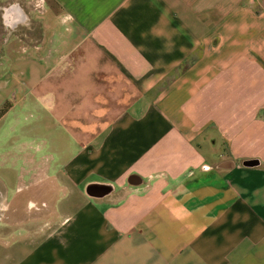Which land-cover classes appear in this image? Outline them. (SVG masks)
<instances>
[{
    "label": "crops",
    "instance_id": "0c3cea01",
    "mask_svg": "<svg viewBox=\"0 0 264 264\" xmlns=\"http://www.w3.org/2000/svg\"><path fill=\"white\" fill-rule=\"evenodd\" d=\"M37 3L0 25V264H264V0Z\"/></svg>",
    "mask_w": 264,
    "mask_h": 264
},
{
    "label": "clouds",
    "instance_id": "9594fccd",
    "mask_svg": "<svg viewBox=\"0 0 264 264\" xmlns=\"http://www.w3.org/2000/svg\"><path fill=\"white\" fill-rule=\"evenodd\" d=\"M44 0H38L36 7H41ZM0 25L11 34L19 26L30 27V21L23 9L20 8L19 0H13L7 6L0 7Z\"/></svg>",
    "mask_w": 264,
    "mask_h": 264
},
{
    "label": "water",
    "instance_id": "95a60500",
    "mask_svg": "<svg viewBox=\"0 0 264 264\" xmlns=\"http://www.w3.org/2000/svg\"><path fill=\"white\" fill-rule=\"evenodd\" d=\"M235 162L232 159H227L224 160L222 162H220L217 165V168H224V169H228V168H233L235 166ZM261 164L260 160L258 159H246L242 162L243 166L246 167H256L259 166ZM129 183L131 185H139L143 183V178L137 174H133L130 176L129 178ZM97 184H91L90 187L88 188V194L91 196H94V193L96 192L95 187ZM5 189L3 187H0V201L4 200L5 198Z\"/></svg>",
    "mask_w": 264,
    "mask_h": 264
},
{
    "label": "rangeland",
    "instance_id": "374dc122",
    "mask_svg": "<svg viewBox=\"0 0 264 264\" xmlns=\"http://www.w3.org/2000/svg\"><path fill=\"white\" fill-rule=\"evenodd\" d=\"M180 71H178V72H176V74H178ZM174 76H175V74H174ZM169 81H167L166 82V84H164V85H168L167 83H168ZM164 85H160L156 90H160V89H162L163 87H164ZM9 106V104L8 103H6V104H4V106H3V109H5L6 107H8ZM2 109V110H3ZM2 112V111H1Z\"/></svg>",
    "mask_w": 264,
    "mask_h": 264
},
{
    "label": "trees",
    "instance_id": "16d2710c",
    "mask_svg": "<svg viewBox=\"0 0 264 264\" xmlns=\"http://www.w3.org/2000/svg\"><path fill=\"white\" fill-rule=\"evenodd\" d=\"M2 112H4L5 111V109H3V110H1Z\"/></svg>",
    "mask_w": 264,
    "mask_h": 264
}]
</instances>
